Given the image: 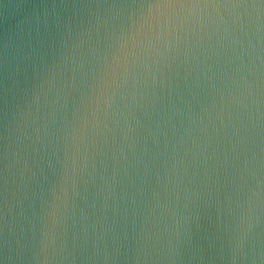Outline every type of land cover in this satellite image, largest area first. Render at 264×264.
Wrapping results in <instances>:
<instances>
[{
    "label": "water",
    "instance_id": "water-1",
    "mask_svg": "<svg viewBox=\"0 0 264 264\" xmlns=\"http://www.w3.org/2000/svg\"><path fill=\"white\" fill-rule=\"evenodd\" d=\"M0 264H264V0H0Z\"/></svg>",
    "mask_w": 264,
    "mask_h": 264
}]
</instances>
